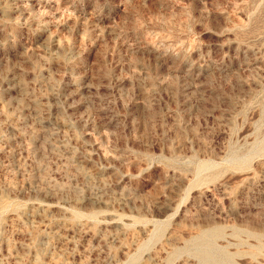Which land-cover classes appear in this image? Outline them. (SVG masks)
Listing matches in <instances>:
<instances>
[{
	"label": "rangeland",
	"instance_id": "374dc122",
	"mask_svg": "<svg viewBox=\"0 0 264 264\" xmlns=\"http://www.w3.org/2000/svg\"><path fill=\"white\" fill-rule=\"evenodd\" d=\"M0 264H264V0H0Z\"/></svg>",
	"mask_w": 264,
	"mask_h": 264
}]
</instances>
